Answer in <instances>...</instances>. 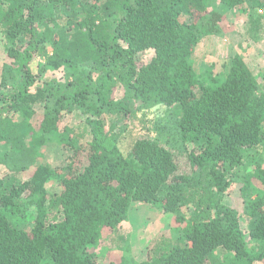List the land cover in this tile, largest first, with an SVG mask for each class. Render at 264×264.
<instances>
[{
	"label": "trees",
	"instance_id": "trees-1",
	"mask_svg": "<svg viewBox=\"0 0 264 264\" xmlns=\"http://www.w3.org/2000/svg\"><path fill=\"white\" fill-rule=\"evenodd\" d=\"M213 3L264 9L0 0V264H138L120 233L134 202L172 225L141 264H264V87L239 55L223 80L195 69L223 20ZM59 69L64 82L44 77ZM75 112L80 124L61 131ZM135 121L138 134L126 133ZM50 141L73 152L64 175L43 163ZM227 198L243 201L247 229Z\"/></svg>",
	"mask_w": 264,
	"mask_h": 264
},
{
	"label": "rangeland",
	"instance_id": "rangeland-1",
	"mask_svg": "<svg viewBox=\"0 0 264 264\" xmlns=\"http://www.w3.org/2000/svg\"><path fill=\"white\" fill-rule=\"evenodd\" d=\"M211 7L209 10L217 9L223 14V20L218 24L219 33L205 38L197 46L195 50V69L199 74L211 71L214 75H218V77L222 76L223 80L227 70H229L232 58L235 55H239L257 78V81L264 87V9L256 10L249 16L240 14L236 10H230L225 6H219V3H213ZM152 55L153 51H148L145 59L151 58ZM3 57V55L0 56V70ZM37 62H43V60L37 58ZM36 63H34V66H36ZM66 76L65 70L59 69L46 73L44 77L64 82ZM197 91L199 90L197 89ZM158 107H154L151 111H155ZM34 109L37 113L43 114L44 105L35 104ZM157 114L160 115L161 112ZM109 119H107L108 125L106 129L109 128ZM77 120L78 116L76 112L68 114L66 121L63 122L61 131L64 130L65 126L74 129V126L80 124ZM139 128L140 124H138V121H135L128 123L125 131L126 133L132 131L138 134ZM127 136L129 137V135ZM49 137L52 139L53 136ZM131 140H125L126 144H122L121 149L123 151L125 150L126 152L128 150L129 141ZM0 152H2L1 149ZM41 154L43 163L55 169L59 174L64 175L66 173L64 169L67 167L73 152L68 147L63 148L60 144L50 141L41 149ZM262 158H264V154ZM247 159L249 157L246 156L245 161H249ZM245 163L249 164L250 162ZM46 187L49 195L59 194L61 191L56 178L48 181ZM225 203L234 207L240 213L242 226L244 229H247L250 220L244 215L243 201L239 198H227L225 199ZM171 226V220L162 216L157 208L142 202L132 203L128 221L120 229V233L128 238L130 250L126 255H131L133 260L138 264L145 262L148 250L152 246L151 242L156 239L159 240L161 236L166 235L169 237L171 235ZM32 227V223L23 222L20 225L21 229L30 230ZM104 258V256L99 258L101 264L107 262L108 259L104 260Z\"/></svg>",
	"mask_w": 264,
	"mask_h": 264
}]
</instances>
